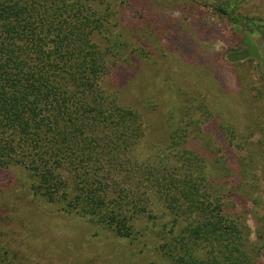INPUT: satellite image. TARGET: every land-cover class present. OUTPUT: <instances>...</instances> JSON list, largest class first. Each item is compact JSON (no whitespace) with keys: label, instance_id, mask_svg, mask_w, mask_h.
I'll return each instance as SVG.
<instances>
[{"label":"trees","instance_id":"trees-1","mask_svg":"<svg viewBox=\"0 0 264 264\" xmlns=\"http://www.w3.org/2000/svg\"><path fill=\"white\" fill-rule=\"evenodd\" d=\"M206 2L244 32L226 61L264 62V20L240 11L241 0ZM91 3L0 0V165L26 169L39 205L45 200L118 237L132 235L130 219L154 197L163 201L171 219L160 226L151 216L143 229L168 241V264H260L264 246L231 217L242 190L227 188L222 149L204 139L216 167L188 147L191 124H199L192 107L171 110L167 146L143 150L144 117L102 84L109 61L96 34L104 17Z\"/></svg>","mask_w":264,"mask_h":264},{"label":"rangeland","instance_id":"rangeland-1","mask_svg":"<svg viewBox=\"0 0 264 264\" xmlns=\"http://www.w3.org/2000/svg\"><path fill=\"white\" fill-rule=\"evenodd\" d=\"M206 3L92 0L105 25L96 34L109 61L102 84L144 117L143 150L167 146L171 110L192 107L199 124H191L188 147L216 167L210 151L222 149L227 188L241 184L242 190L231 217L250 242L264 246V62L226 61L230 50L243 45L244 32ZM241 4L240 11L264 20V0ZM204 139L213 142L212 150L203 147ZM152 200L130 219L132 235L118 237L45 200L39 205L26 169L0 165V264H168L162 249L168 241L146 237L143 229L151 216L160 226L172 216L163 201ZM258 258L264 264V248Z\"/></svg>","mask_w":264,"mask_h":264}]
</instances>
